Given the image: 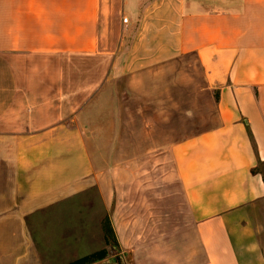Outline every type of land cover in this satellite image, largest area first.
<instances>
[{
    "label": "crops",
    "instance_id": "crops-1",
    "mask_svg": "<svg viewBox=\"0 0 264 264\" xmlns=\"http://www.w3.org/2000/svg\"><path fill=\"white\" fill-rule=\"evenodd\" d=\"M185 56L202 70L214 125L169 145L152 121L167 123V96L116 87ZM158 100L142 143L128 136L125 149L144 150L128 163V189L121 173L110 192L98 184L121 258L264 264L253 217L264 201V0H0V264H44L31 217L88 177L103 182L105 133L123 148L116 119Z\"/></svg>",
    "mask_w": 264,
    "mask_h": 264
},
{
    "label": "rangeland",
    "instance_id": "rangeland-1",
    "mask_svg": "<svg viewBox=\"0 0 264 264\" xmlns=\"http://www.w3.org/2000/svg\"><path fill=\"white\" fill-rule=\"evenodd\" d=\"M140 73L141 75L136 76L138 77L136 87H130L128 90L126 85H122L116 87V90L125 98L128 91L136 96L139 94L150 95L153 98L167 96V123L165 117L158 116L152 119L158 132L156 137L153 136V139L159 141L161 138L163 141L167 138V143L170 145L172 142L193 136L195 130L203 131L214 125L213 101L205 90L202 70L193 56H185L162 68L157 67L147 73L144 71ZM112 93L117 92L114 89L106 90L105 97ZM138 98L135 99L138 100ZM133 105L136 106L133 109L136 113L132 112L130 118L116 119L120 122L119 127L124 126L120 129L126 132L115 135L117 140L122 138L117 145L123 148L119 150L112 148V143L107 141L111 140L112 134L105 133L103 136L104 149L97 151L102 157L98 168L102 170L101 175H103L104 181H97L95 177L84 179L80 182L81 186L79 185L82 192L56 204L47 211L34 215L29 220L30 236L44 264H74L80 259L101 252H105V258L116 260V264H128L127 259L121 258L125 255L115 245L111 228V208L102 202L98 184H102L104 192H110L114 188L113 179H116V175L121 173L124 181L120 183L119 189L126 191L128 189L126 176L129 169L128 163L138 159L135 156L139 155V158L143 156V149H125L128 145V136L131 135L134 141L141 144L144 139L143 118H147L150 110L160 109L161 104L159 100L150 103V105L146 102L145 106L143 105V112L139 111V103ZM192 109L193 117H191ZM107 120L105 118V121ZM112 120L109 118L110 123ZM110 123L107 129L112 128ZM160 125L162 129L159 128ZM116 128L119 130L118 125ZM128 131H132L131 134ZM135 167L139 170H136V173L140 172V169L142 172V165ZM135 167H130L132 173ZM257 170L264 174V164L260 165ZM113 205L114 203L111 206ZM253 217L259 227L261 237L264 238V201L257 204Z\"/></svg>",
    "mask_w": 264,
    "mask_h": 264
},
{
    "label": "trees",
    "instance_id": "trees-1",
    "mask_svg": "<svg viewBox=\"0 0 264 264\" xmlns=\"http://www.w3.org/2000/svg\"><path fill=\"white\" fill-rule=\"evenodd\" d=\"M105 256H106L105 252H101L99 254H94L91 257H88V258L85 257L83 259H80V260L74 262V264H91V263L96 262L98 260L104 259Z\"/></svg>",
    "mask_w": 264,
    "mask_h": 264
},
{
    "label": "built area",
    "instance_id": "built-area-1",
    "mask_svg": "<svg viewBox=\"0 0 264 264\" xmlns=\"http://www.w3.org/2000/svg\"><path fill=\"white\" fill-rule=\"evenodd\" d=\"M122 22H123L124 24H126V23H127V19H126V18H123V19H122Z\"/></svg>",
    "mask_w": 264,
    "mask_h": 264
}]
</instances>
